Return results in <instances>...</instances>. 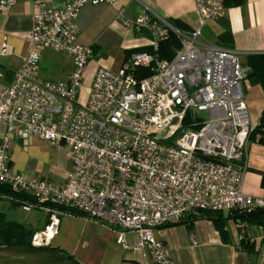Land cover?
<instances>
[{
    "label": "built area",
    "instance_id": "built-area-1",
    "mask_svg": "<svg viewBox=\"0 0 264 264\" xmlns=\"http://www.w3.org/2000/svg\"><path fill=\"white\" fill-rule=\"evenodd\" d=\"M20 1L0 0V11ZM31 1L37 9L29 49L0 88V188L22 209L47 214L48 223L32 235L33 247L55 234L64 214L58 206L72 207L122 229L117 240L125 249L148 255L152 264H172L154 237L156 228L202 211L264 209V189L254 196L241 185L255 126L243 87L248 68L235 51L202 35L222 16L225 0H192L196 26L188 31L153 11L127 18L120 8L117 19L134 32L147 31L152 51H132L118 71L98 67L84 94L94 50L77 41L76 18L85 4L115 0H69L60 7ZM170 32L180 47L170 59L161 58L156 50ZM5 49L2 42L0 54ZM44 50L70 56L66 79L39 76ZM196 112H205L207 120ZM32 137L67 148L71 169L64 180L32 178L12 168V141L25 145ZM123 230L133 233L130 247Z\"/></svg>",
    "mask_w": 264,
    "mask_h": 264
},
{
    "label": "crops",
    "instance_id": "crops-1",
    "mask_svg": "<svg viewBox=\"0 0 264 264\" xmlns=\"http://www.w3.org/2000/svg\"><path fill=\"white\" fill-rule=\"evenodd\" d=\"M68 1L47 0V6L60 7ZM120 8L123 9L127 18H135L150 10L167 20L179 19L189 28L196 26V14L192 0H115L112 4H85L76 18L77 41L82 45L91 46L94 55L84 72L83 94L98 67L118 71L129 51L131 53L134 49L149 45L150 34L147 31L134 32L132 28L124 26L117 19V11ZM36 9L33 1L24 0L0 11V48L2 42L6 43L5 53L0 54V88L11 81L14 72L21 64L23 55L29 49V35ZM220 19L221 21L227 20L232 38L230 49L235 51L238 57L240 55L244 57L243 65L248 54L264 52V0H245L239 6H224L222 16L206 25V33L208 31L214 35L215 41L211 42L214 44H216V36L222 32ZM202 35L203 38L209 36L203 34V31ZM206 38L204 39L207 40ZM49 52V50H44L42 56ZM60 64L62 75L54 78L66 79L72 67L71 58L67 65H64L63 61ZM243 87L244 90L248 89L247 99H245L250 109L251 119L256 125L260 116L264 114L263 91L258 84H252L247 88L243 85ZM255 100L260 102L258 106L256 104V107L253 105ZM3 130L4 126L0 123V134ZM32 140L31 138L25 145L17 139L12 141L11 166L15 170L24 172L25 165L22 158L25 150L22 149H27ZM258 147L260 151H264V145ZM250 162L251 165L247 160L248 169L242 176L241 185L245 193L257 196L264 189L260 183V173L264 171V159ZM237 223L239 222L228 220L226 224L227 241L221 239L213 222L205 218L197 219L192 224L183 223L156 228L154 237L168 249L172 264H264L261 227L244 223L246 226L239 230ZM250 227L253 231H246L249 229L251 231ZM242 231L253 243L252 247L244 248L238 244ZM190 235L194 236L195 243L190 241ZM127 251L131 252L128 257L123 258L124 264H139L136 252L124 248V252L128 253ZM140 254V264L146 263L143 261L144 258L151 263L148 255Z\"/></svg>",
    "mask_w": 264,
    "mask_h": 264
},
{
    "label": "rangeland",
    "instance_id": "rangeland-1",
    "mask_svg": "<svg viewBox=\"0 0 264 264\" xmlns=\"http://www.w3.org/2000/svg\"><path fill=\"white\" fill-rule=\"evenodd\" d=\"M206 26L203 27V34L209 35L204 38L209 42H214V35L210 32L206 33ZM244 57L240 55L239 60L242 63ZM64 65L70 61L69 56L62 53L50 51L45 54L38 64V73L40 77L56 79L62 75L61 61ZM60 61V62H59ZM120 68V67H119ZM116 71V70H115ZM246 81V82H245ZM243 85L247 88L252 85L248 80H245ZM248 90V89H247ZM244 90L245 98L246 91ZM260 104L255 100L253 105ZM254 107V109H255ZM250 112V109H249ZM201 118L207 120L205 112H196ZM254 122V120H253ZM255 124V123H254ZM32 137L30 146L25 150L22 162L25 165L24 172L29 177H39L50 179L55 182L62 181L66 177V172L70 169V162L66 157L67 148L64 146H54L46 141ZM249 143V141H248ZM254 144V145H253ZM257 144V145H256ZM264 145L255 142L247 144V160L251 165V160L262 161L264 159V151H260L258 146ZM0 211L5 213L9 220H16L33 226L38 231L44 228V223L48 218L47 214L38 209L24 210L20 206H14L7 199L0 200ZM226 215V213H224ZM239 230L244 228L246 224L243 222L237 223ZM249 227V225H247ZM247 227V229H248ZM257 227V226H256ZM252 228V227H250ZM122 229L116 228L104 223H98L90 218H82L68 214L58 216V224L56 232L50 242L44 246H50L61 250L63 253L70 255L73 260L79 264H124L123 258L129 256L124 252L122 244L118 243L119 231ZM253 231V228L246 230ZM123 237L127 247L133 244V233L123 230ZM46 242V241H43ZM131 250V249H127ZM138 263H141V254L136 252ZM145 264H151L148 259L144 260Z\"/></svg>",
    "mask_w": 264,
    "mask_h": 264
},
{
    "label": "trees",
    "instance_id": "trees-1",
    "mask_svg": "<svg viewBox=\"0 0 264 264\" xmlns=\"http://www.w3.org/2000/svg\"><path fill=\"white\" fill-rule=\"evenodd\" d=\"M244 2L245 0H225L224 6H228V7L239 6ZM168 22L179 30L188 31L191 29L179 19H169ZM220 22H221L222 32L216 36V44L230 48L232 38H231V31L229 24L226 19L222 21L220 19ZM179 47H180L179 39L175 34L170 32L167 38L159 43L156 52L161 58L170 59L173 56L175 50L178 49ZM132 51L151 52L152 50L151 47L148 45L146 47L137 48ZM244 66L248 68L246 80H248L252 84H258L261 87L264 94V52L248 54L245 58ZM147 72L148 70L143 71L141 75L145 76L148 74ZM248 141L264 144V114L260 116L258 123L254 126V129L249 135ZM260 174H261L260 183L261 186L264 188V171L261 172ZM8 196L9 195L7 190L0 188V200L7 199ZM17 197L19 199H24V198L29 199L27 196L23 194H17ZM10 202L14 206H20L19 203L12 201ZM57 209L64 214L82 217V218H88L85 214H83L81 211L77 210L76 208L58 206ZM201 218H205L213 222L214 226L218 230L220 237L223 241H227L228 234L226 230V224L230 219L238 222H243L246 224L248 223V224L260 226L263 234L261 241L264 243V209H258L248 214L240 213L237 211H231L226 213V215H224V213L222 212L202 211L196 217H188L187 220L167 226H174L183 223L192 224L194 221ZM47 223H48V218L46 219L44 224ZM37 231H38L37 229H35L33 226L29 224H25L16 220L7 219L5 213L0 211V247L2 246L33 247L31 245V238L32 235ZM238 244L245 248V247H252L253 243L250 240H248V238L245 235V232L242 231L239 237ZM43 247L52 248L47 245ZM52 249H56V248H52ZM68 256L71 258L70 255Z\"/></svg>",
    "mask_w": 264,
    "mask_h": 264
},
{
    "label": "water",
    "instance_id": "water-1",
    "mask_svg": "<svg viewBox=\"0 0 264 264\" xmlns=\"http://www.w3.org/2000/svg\"><path fill=\"white\" fill-rule=\"evenodd\" d=\"M98 222V221H97ZM101 223V222H98ZM0 264H79L66 253L47 247L2 246Z\"/></svg>",
    "mask_w": 264,
    "mask_h": 264
},
{
    "label": "bare ground",
    "instance_id": "bare-ground-1",
    "mask_svg": "<svg viewBox=\"0 0 264 264\" xmlns=\"http://www.w3.org/2000/svg\"><path fill=\"white\" fill-rule=\"evenodd\" d=\"M54 235V234H53ZM53 235L51 236V234L49 235V239H48V241L50 242V240H51V238L53 237Z\"/></svg>",
    "mask_w": 264,
    "mask_h": 264
}]
</instances>
